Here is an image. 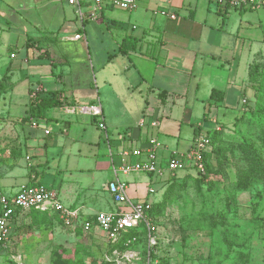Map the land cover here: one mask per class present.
Returning <instances> with one entry per match:
<instances>
[{"label":"crops","instance_id":"0c3cea01","mask_svg":"<svg viewBox=\"0 0 264 264\" xmlns=\"http://www.w3.org/2000/svg\"><path fill=\"white\" fill-rule=\"evenodd\" d=\"M37 1L42 2L19 5L21 12L13 10L17 18L11 21L3 8L6 0H0V123H15L18 143L8 150L18 156L16 162L8 159L11 165L0 167V191L11 197L30 182L56 187L61 203L78 212L68 223L70 230H85L83 221L94 220L97 212L120 210L107 191L110 180L124 182L132 200L160 202L171 175L122 172L120 165L133 161L122 151L139 145L153 129L160 143L158 160H165L177 155L181 125L192 123L196 102L198 107L202 103L203 113L193 125L192 142L196 134L222 124L214 110L229 106L230 91L237 93L234 101L242 108L252 95L249 65L264 52V11L215 0H137L132 10L104 1L91 16L92 0H79L80 18L65 0H45L43 7L55 10L40 21L34 17ZM127 38L128 47L117 52ZM220 68L227 71L226 80ZM54 90L73 103L51 107L44 117L22 119L37 92ZM213 90L221 99L210 98ZM94 103L101 109L98 117L74 110ZM153 118L158 126H139ZM207 120L215 123L212 130ZM43 177L51 182L42 184ZM26 212L14 213L10 237L1 247L14 243ZM85 231L104 234L95 225Z\"/></svg>","mask_w":264,"mask_h":264},{"label":"rangeland","instance_id":"374dc122","mask_svg":"<svg viewBox=\"0 0 264 264\" xmlns=\"http://www.w3.org/2000/svg\"><path fill=\"white\" fill-rule=\"evenodd\" d=\"M41 1L36 2L34 11L35 19L40 21L42 17H52L55 10L50 5L43 7L45 0ZM28 2L31 0H6L3 8L8 19L16 20L13 10L21 12L19 5ZM257 9L264 11V7ZM253 62L259 63L253 68L258 69V75L254 85L249 82L252 95L246 104L239 107L240 103L234 101L237 93L230 91L229 106L220 105L214 110V117L222 123L219 125L222 132L216 140L219 163L200 180L185 175L183 184L179 183L185 172H178L181 187L169 190L167 213L162 211L156 216L158 242L155 245L149 247L142 237L128 247H108L104 234L90 233L80 227L70 230L61 218L57 219L60 215L53 209L31 210L26 212L17 229L14 243L10 247L0 246V264H264V181H253L243 191H231L230 187L231 181L237 179L236 168H247L240 157L239 142L251 143L264 161V52L256 54ZM241 66L244 75L247 68L244 61L239 70ZM220 69L221 80H226L227 71ZM200 103L198 107L196 102L193 109L192 123L181 125L177 138L180 145L174 150L177 155L187 151L192 143L193 125L203 113ZM207 122L206 126L212 130L215 123ZM93 125L96 128L97 119ZM15 131V123L8 127L0 123V167L11 165L7 164L8 159L13 164L18 159L17 155L8 153L10 147L18 144ZM150 135L155 136L153 129ZM49 182L43 177L42 184ZM54 223L59 225V230Z\"/></svg>","mask_w":264,"mask_h":264},{"label":"built area","instance_id":"2783aa9c","mask_svg":"<svg viewBox=\"0 0 264 264\" xmlns=\"http://www.w3.org/2000/svg\"><path fill=\"white\" fill-rule=\"evenodd\" d=\"M80 18L83 14L79 0H65ZM107 2L123 10H132L137 5V0H92L91 16L96 15L102 2ZM219 5H228L231 8H260L264 7V0H215ZM171 18L175 15L171 14ZM80 37L79 34L75 38ZM11 57L14 54H10ZM244 102V101H243ZM83 114L98 117L101 115L99 104L80 105L74 108ZM159 121L153 118L146 125L143 121L139 126L142 128L156 127ZM98 125L104 129V123L100 118ZM160 143L154 136H147L143 141L134 147L122 151L124 156L133 158L132 162H123L118 168L122 172H141L156 176L164 174L174 175L180 171L189 173H204L205 166L203 153L211 150V143L207 133H198L194 136L190 149L180 155H173L165 160H158L157 154ZM107 191L115 203L120 206L117 212L100 211L95 214L94 220L83 221V228L90 230L92 226L99 228L111 243L116 242L123 233L131 229L144 228L148 246L155 245L158 241V226L150 215L152 203L146 200H132L126 194V184L118 179L110 180L107 183ZM30 209H53L57 211L65 223H71L78 216L76 210L63 205L58 198L57 191L45 188L40 185H21L13 196H8L0 191V244H4L10 237L9 221L16 211H28ZM131 237L126 243L134 241Z\"/></svg>","mask_w":264,"mask_h":264},{"label":"trees","instance_id":"16d2710c","mask_svg":"<svg viewBox=\"0 0 264 264\" xmlns=\"http://www.w3.org/2000/svg\"><path fill=\"white\" fill-rule=\"evenodd\" d=\"M129 39H124V41L118 46L117 52H121L125 50L128 47L127 41ZM134 47V46H130ZM258 62H253L250 63L249 65V72H248V83L251 82L252 85L255 84V76L257 77V72L258 69L254 70L258 66ZM51 65L53 66V63L51 62ZM254 68V69H253ZM210 98L212 99H221V93L218 91L213 90L210 93ZM73 102L68 101L65 97L61 95L59 91H48L40 95L38 92L33 96L29 102L28 105V111L27 115L23 117L22 119L28 120L31 117H44L46 114L47 109L51 107H60L66 104H72ZM222 132L221 128L214 129L212 131H207V135L210 139L211 143V150L209 152L203 153V161H204V166H205V171L204 173H189L185 172L184 175H182V182L178 181V175L174 174L169 176L171 183L169 184V187L167 188L165 195L163 199L160 202L157 203H152L151 209H150V215L153 217L154 221L156 222V216L164 210L166 207V204L170 200V191L172 188L175 187H181L179 184H183L184 181V176H190L194 179H202L203 177L207 176L210 174L209 170L214 166L215 164L217 165L219 163V155L218 152L219 150L217 149V136L218 134ZM240 150L242 152V155L240 156L242 159V162L245 163L247 168L238 166L236 168V173H237V179L235 181H231L230 187L231 191H243L247 190L250 188L251 182L256 181V180H263L264 181V161L261 157L260 152L249 142L246 140H243L239 142ZM228 160V159H224ZM230 160V159H229ZM227 162V161H226ZM179 183V184H178ZM27 185H38L37 182H30ZM45 211V210H40V209H30L28 211ZM157 224V222H156ZM131 237H134L135 240L131 241L130 243H126L127 239H130ZM146 238V232L144 228L140 229H131L128 230L127 232L123 233L120 235V237L117 239L116 242L111 243L110 241L108 242L107 246L112 247V248H123V247H128L130 245H133L134 243L138 242L140 238ZM144 240V239H143Z\"/></svg>","mask_w":264,"mask_h":264},{"label":"bare ground","instance_id":"6f19581e","mask_svg":"<svg viewBox=\"0 0 264 264\" xmlns=\"http://www.w3.org/2000/svg\"><path fill=\"white\" fill-rule=\"evenodd\" d=\"M246 100V99H245ZM183 153V152H182ZM31 180H33V179H31ZM151 186V185H150ZM13 231V230H12Z\"/></svg>","mask_w":264,"mask_h":264}]
</instances>
